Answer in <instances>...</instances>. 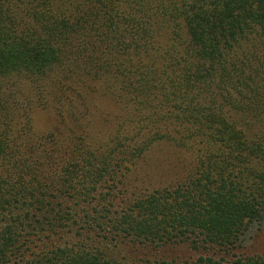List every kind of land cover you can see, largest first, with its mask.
I'll list each match as a JSON object with an SVG mask.
<instances>
[{
	"label": "trees",
	"instance_id": "16d2710c",
	"mask_svg": "<svg viewBox=\"0 0 264 264\" xmlns=\"http://www.w3.org/2000/svg\"><path fill=\"white\" fill-rule=\"evenodd\" d=\"M72 80L137 104L150 129L139 152L168 137L195 171L118 205L121 156L137 153L129 130L112 140L118 154L40 150L18 118L46 92L64 101ZM180 91L185 106L163 104ZM263 221L264 0H0V264H127L113 251L122 244L264 264L235 253Z\"/></svg>",
	"mask_w": 264,
	"mask_h": 264
},
{
	"label": "rangeland",
	"instance_id": "374dc122",
	"mask_svg": "<svg viewBox=\"0 0 264 264\" xmlns=\"http://www.w3.org/2000/svg\"><path fill=\"white\" fill-rule=\"evenodd\" d=\"M161 43L163 39L159 40ZM160 54V52H157ZM172 70H169L171 72ZM201 88V86H200ZM49 99H34L33 113L25 112L18 118L17 123L20 128H25L30 121L33 128V134L40 150L50 148L59 149L61 158H67L66 153L70 149L73 152L77 147L82 149L102 152L104 149L112 148L120 151L116 140L112 143L115 135L125 130L130 131L126 140L127 151L135 150L136 157L132 155L121 156L126 160L122 170H118L115 177L117 190L115 194L118 205L123 201L135 200L138 197L152 193L156 190L167 187H176L182 184L194 171L196 163L194 157L188 149L179 147L177 143L165 137L163 140L148 143L147 149L139 152L138 146H142L146 140L144 134H148L149 128H146L141 117L142 111L137 104L133 103L129 108L121 102V99L112 97L106 87L94 84L82 83L78 80H72L68 83V89L64 101H52L51 96L46 92ZM186 92H181L177 101L167 100L163 104L180 105ZM88 97L91 100L85 102ZM157 101H161V94L158 93ZM50 100V101H47ZM161 109L165 110L163 105ZM186 109V107H184ZM213 115L211 120H216L220 116ZM166 111H168L166 109ZM139 116V117H138ZM130 122L127 128L122 130L125 120ZM225 117H229L225 115ZM232 117V116H230ZM227 119V118H226ZM229 120V119H228ZM125 121V122H124ZM231 121V120H229ZM138 122V125L136 124ZM139 130L143 131L139 134ZM84 137L81 145L77 138ZM107 143V144H106ZM107 145V147H102ZM116 154V155H117ZM120 261L124 263H136L146 260L167 261L179 264H191L198 255L185 246H173L166 248H148L133 245L122 244L113 247ZM240 256H262L264 257V221L254 223L242 236L239 248L235 251Z\"/></svg>",
	"mask_w": 264,
	"mask_h": 264
}]
</instances>
